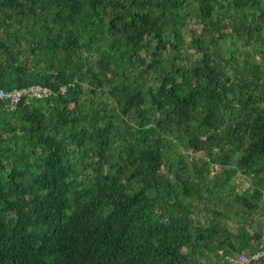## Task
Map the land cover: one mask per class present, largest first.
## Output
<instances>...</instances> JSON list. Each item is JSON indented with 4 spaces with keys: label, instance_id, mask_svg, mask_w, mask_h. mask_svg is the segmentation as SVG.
Segmentation results:
<instances>
[{
    "label": "trees",
    "instance_id": "obj_1",
    "mask_svg": "<svg viewBox=\"0 0 264 264\" xmlns=\"http://www.w3.org/2000/svg\"><path fill=\"white\" fill-rule=\"evenodd\" d=\"M33 84L0 100V264L259 249L264 0H0V88Z\"/></svg>",
    "mask_w": 264,
    "mask_h": 264
},
{
    "label": "built area",
    "instance_id": "obj_2",
    "mask_svg": "<svg viewBox=\"0 0 264 264\" xmlns=\"http://www.w3.org/2000/svg\"><path fill=\"white\" fill-rule=\"evenodd\" d=\"M50 90L41 87L38 85L31 86L28 88L13 90V91H5L0 89V98L6 97L10 100L11 104H15L23 95H27L29 97H47L50 95ZM264 255V236L262 238V243L259 246V249L256 250L251 256H247L245 254H239L236 256H229V264H248L251 260L258 259Z\"/></svg>",
    "mask_w": 264,
    "mask_h": 264
},
{
    "label": "clouds",
    "instance_id": "obj_3",
    "mask_svg": "<svg viewBox=\"0 0 264 264\" xmlns=\"http://www.w3.org/2000/svg\"><path fill=\"white\" fill-rule=\"evenodd\" d=\"M35 85H38V84H33V85H30V86H27V87H22V88H14V89H10V90H7V89H3V88H0V89H3V90H5V91H13V90H20V89H24V88H28V87H31V86H35ZM38 86H41V85H38ZM41 87H44V86H41ZM45 88H47V87H45ZM47 89H49V88H47ZM50 90V89H49ZM50 92H51V90H50ZM52 93V92H51ZM51 93H50V95H51ZM49 95V96H50ZM48 97V96H47ZM26 99V101L27 102H29L31 99H43V98H46V97H29V96H27V95H23V96H21V98L18 100V102L20 101V100H22V99ZM0 100H7V102H8V108L10 109V110H13L15 107H16V105H17V103L18 102H16L15 104H11V102H10V100L8 99V98H6V97H1L0 98ZM264 236V235H263ZM237 255V254H236Z\"/></svg>",
    "mask_w": 264,
    "mask_h": 264
},
{
    "label": "rangeland",
    "instance_id": "obj_4",
    "mask_svg": "<svg viewBox=\"0 0 264 264\" xmlns=\"http://www.w3.org/2000/svg\"><path fill=\"white\" fill-rule=\"evenodd\" d=\"M242 178H240V175H238L237 177H236V181H239V180H241Z\"/></svg>",
    "mask_w": 264,
    "mask_h": 264
}]
</instances>
